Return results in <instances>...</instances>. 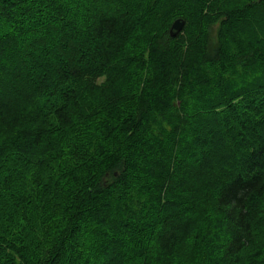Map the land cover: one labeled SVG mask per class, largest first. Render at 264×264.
<instances>
[{"label":"trees","instance_id":"obj_1","mask_svg":"<svg viewBox=\"0 0 264 264\" xmlns=\"http://www.w3.org/2000/svg\"><path fill=\"white\" fill-rule=\"evenodd\" d=\"M262 203L264 0H0V264H264Z\"/></svg>","mask_w":264,"mask_h":264},{"label":"water","instance_id":"obj_2","mask_svg":"<svg viewBox=\"0 0 264 264\" xmlns=\"http://www.w3.org/2000/svg\"><path fill=\"white\" fill-rule=\"evenodd\" d=\"M184 26V19L182 18H176L169 27V34L170 36L177 35Z\"/></svg>","mask_w":264,"mask_h":264},{"label":"clouds","instance_id":"obj_3","mask_svg":"<svg viewBox=\"0 0 264 264\" xmlns=\"http://www.w3.org/2000/svg\"><path fill=\"white\" fill-rule=\"evenodd\" d=\"M230 207H231L230 204H229V205H225V206H224L225 211H227ZM260 207H261L262 209H264V203H262V204L260 205ZM261 216H264V212H261ZM221 235H222V237L224 236L223 233H222Z\"/></svg>","mask_w":264,"mask_h":264}]
</instances>
